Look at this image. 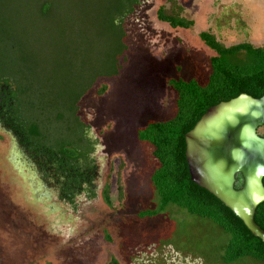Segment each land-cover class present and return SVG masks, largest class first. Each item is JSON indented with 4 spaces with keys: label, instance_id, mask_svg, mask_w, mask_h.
I'll use <instances>...</instances> for the list:
<instances>
[{
    "label": "rangeland",
    "instance_id": "374dc122",
    "mask_svg": "<svg viewBox=\"0 0 264 264\" xmlns=\"http://www.w3.org/2000/svg\"><path fill=\"white\" fill-rule=\"evenodd\" d=\"M167 1L142 0L122 23L123 0H67L69 15L45 24L35 18L39 23L34 27L21 15L19 36L27 44L9 52L11 72L20 77L22 87L33 85L57 105L80 96L76 117L99 142L97 193L94 199L81 196L71 208L62 207V219L41 203L33 205L28 182L12 169L11 140L0 131V264H108L112 257L144 256L148 254L144 248L151 246L156 257L167 246L200 264H263L251 257L226 262L228 236L208 219L175 206L155 217L141 215L159 206L150 183L157 162L152 148L136 140V129L174 115L169 79L206 80L214 53L200 41L199 33L209 31L225 45L244 41L264 45V0H176L184 16L194 21L185 30L157 20V9ZM234 5L247 29L237 30L232 20L230 28L218 30L217 19ZM57 18L65 24L58 26ZM101 82L110 85L104 96L98 94ZM50 109L55 110L51 103ZM109 123L113 127L101 135ZM61 126L54 120L49 128L55 134ZM258 134L264 136V128ZM117 152L127 161L122 185L116 175ZM109 171L107 202L102 193Z\"/></svg>",
    "mask_w": 264,
    "mask_h": 264
},
{
    "label": "trees",
    "instance_id": "16d2710c",
    "mask_svg": "<svg viewBox=\"0 0 264 264\" xmlns=\"http://www.w3.org/2000/svg\"><path fill=\"white\" fill-rule=\"evenodd\" d=\"M0 3V123L28 156L45 185L56 192L57 198L70 206H74L76 199L81 196L94 199L97 193L95 153L99 142L91 135V128L76 117V102L80 96L75 94L65 104L63 99L57 105L56 101L49 100L48 94L33 88V85L22 87L20 77L11 72L9 52L19 51L27 44L19 36L21 15L26 16L30 27L39 23L38 20L34 21L35 18L45 24L56 16L70 14V9H65L67 0H0ZM133 3V0H123L124 9L119 12L121 23L130 13ZM241 17L234 5L217 19L216 27L218 30L230 28L234 20L235 28L245 31L247 25ZM156 18L172 29L185 30L194 25V21L184 16V8L176 0H169L166 5L160 6ZM57 19L58 26L65 24L64 19ZM117 29L120 31L121 25ZM198 37L214 53L209 59L206 80L169 79L168 84L175 94L174 115L163 120H149L136 129V140L152 148L151 155L157 162L151 171L150 183L159 199V206L141 215L155 217L166 207L175 206L190 215L208 219L228 236L224 256L226 262L251 257L264 264V243L252 236L242 221L218 199L191 181L184 138L209 108L241 94L255 99L263 96L264 45L255 46L247 41L225 45L209 31L200 32ZM93 83L88 84L86 89ZM109 91L110 85L101 82L98 94L104 96ZM50 103L55 110H48ZM54 120L63 123L62 129L55 134L49 128ZM110 127H113L112 123L99 133L102 135ZM116 155L120 159L116 175L122 185L127 161L123 153L117 152ZM111 163L110 171L115 170ZM110 171L102 193L107 202ZM262 184L264 187V178ZM241 185L242 177L237 175L234 188L238 190ZM122 193V199H125V191ZM254 222L264 231V202L257 206ZM107 240L111 242L109 236ZM108 264L119 263L112 257Z\"/></svg>",
    "mask_w": 264,
    "mask_h": 264
},
{
    "label": "water",
    "instance_id": "95a60500",
    "mask_svg": "<svg viewBox=\"0 0 264 264\" xmlns=\"http://www.w3.org/2000/svg\"><path fill=\"white\" fill-rule=\"evenodd\" d=\"M264 94H246L221 102L199 119L185 135V158L190 179L208 191L239 218L252 236L264 243V231L254 222L257 206L264 202ZM242 185L236 190V176ZM32 198L37 186L29 184Z\"/></svg>",
    "mask_w": 264,
    "mask_h": 264
},
{
    "label": "flooded vegetation",
    "instance_id": "af4514ba",
    "mask_svg": "<svg viewBox=\"0 0 264 264\" xmlns=\"http://www.w3.org/2000/svg\"><path fill=\"white\" fill-rule=\"evenodd\" d=\"M141 1L142 0H133L134 3L131 5V10L130 13H128V16L132 15L136 8L141 6ZM0 131L10 138L13 145L14 153H12L10 156L12 157L10 161L11 164H13L12 169L16 170L19 173V177L25 179L32 186H34L35 184V186H37V189H39V196L41 200L39 201L38 196L36 198H32V204L36 205L41 203L44 208L48 209L49 214L59 213L61 215L59 219H62V207L64 208L66 206L68 209L72 206L62 202L59 198H57L56 192H54L48 185H45L43 179L40 177V174L34 168V165H31L32 163L29 161L28 156L23 151H21V148L19 147L20 145L16 142L15 139H13L11 134L1 123ZM163 248L157 257L154 254L155 250H153L151 246L149 249H147L146 247L144 248L145 252L148 253L144 256L136 253V255H132L131 257L130 255L128 257L123 255L121 260L116 257L113 258H115V260L119 264H200L197 260L191 258V256L189 255H184L180 252H176L168 248L167 246H164ZM124 251L127 252V248ZM147 255H151V258Z\"/></svg>",
    "mask_w": 264,
    "mask_h": 264
}]
</instances>
